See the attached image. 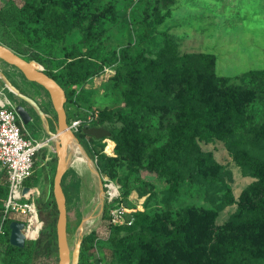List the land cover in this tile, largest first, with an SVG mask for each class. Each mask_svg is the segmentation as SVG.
Instances as JSON below:
<instances>
[{
  "label": "rangeland",
  "instance_id": "1",
  "mask_svg": "<svg viewBox=\"0 0 264 264\" xmlns=\"http://www.w3.org/2000/svg\"><path fill=\"white\" fill-rule=\"evenodd\" d=\"M48 1L37 0L35 6H43ZM148 2L77 0L73 4H65L64 10L72 12L77 22L67 24L62 42L51 43L44 37L36 40L38 34L42 36L40 30L19 23V17L14 16L18 9H22L25 0H0V42H16L28 60H34V54L38 55L42 61L36 62L43 71L56 76L66 73L67 64L71 62L68 54L71 53L88 57L94 67H101L82 88L74 86L68 91L70 102L66 108L69 122L94 116V125H101L107 120L116 131L120 130L123 125L119 117L134 108L131 99L132 71L124 61L130 62L140 52L147 50V67L150 66L151 70L160 67L166 61V38L172 39L182 54L195 55V62L190 65L194 71L182 70L162 81L160 76L155 75L156 81L151 83V87L156 96L144 117L133 118L134 134L148 135L154 139L157 132L162 138L159 145L165 146L181 138V117L187 115L185 109L191 103L185 93L190 87L200 92L198 96L206 106L223 101L228 95H235L246 103L243 130L230 133L226 140L217 137L210 140L206 133L201 132L187 142L178 143L187 167L193 168L199 162L202 169L194 179L184 183L179 194L174 195L170 194V184L165 179L148 170L149 145L136 144L141 157L131 153L119 156L116 144L111 140L115 147L114 154L108 155L105 151L108 145L106 139L93 142L77 136L86 153L94 156L93 162L106 194L94 226L85 234L89 250L82 264H100L104 261L109 264L118 260L111 244L112 233L106 231L103 223L104 217L110 216L108 224L115 227L111 217V210L115 209L120 210L127 223L133 224L135 214L144 212L160 219L170 229L174 228L175 222L183 220L190 210L193 221L185 234L192 254L188 257L177 249L172 252L175 259L182 258L183 264H219L225 246L234 241L245 242L249 250L256 253L258 262L264 264V252L256 250L258 239L264 240V230L243 227L235 221V217L243 219L250 209L264 202V81L260 82L251 75L252 72L264 71V0H150L149 20L157 27L150 41L144 43L141 41V22ZM162 16L165 19L160 22ZM202 54L210 56L211 62H198L196 57ZM0 63V71L3 70L13 85L34 99L41 110L51 116V128L54 130L57 114L48 92L26 80L16 68L1 60ZM0 86H4L1 80ZM6 93L16 103L21 102L10 91ZM21 104L39 120L33 107ZM28 129L34 138H42L39 128L33 129L30 124ZM243 139L250 143L246 148L232 145ZM101 146H104V155L117 158L116 166L99 162L97 151ZM56 169V151L54 147L46 148L39 154L33 174L28 179L33 184V192L28 199L36 202L43 226L38 201L45 194H50L49 206H45L44 212L54 210L53 184L48 182L47 177L50 176L54 183ZM111 187L117 189L121 196L129 190V196L108 204L109 194L113 192ZM64 189L69 241L73 245L85 215L97 206L94 192L86 188L83 178L73 168L67 172ZM4 214L5 202L0 211V238L2 232L6 231ZM13 214L24 216L28 223L26 210L10 213ZM127 223L118 226L130 228L132 225ZM153 230L168 233L164 228L153 227ZM122 236H127L126 232ZM123 244L127 245L128 240L125 239ZM126 248V256H129L130 246ZM171 263L168 260V264ZM36 264H56V261L41 258ZM133 264H139V261Z\"/></svg>",
  "mask_w": 264,
  "mask_h": 264
},
{
  "label": "trees",
  "instance_id": "2",
  "mask_svg": "<svg viewBox=\"0 0 264 264\" xmlns=\"http://www.w3.org/2000/svg\"><path fill=\"white\" fill-rule=\"evenodd\" d=\"M37 0H25V4L22 9H18V12L14 14L15 17H19V23H24L27 27H34L42 33L36 36V40L47 38L51 43H59L65 39V31L68 23H76L77 20L74 14L68 10H64L65 4H73L77 0H49L45 5L36 7L35 2ZM153 2V0H151ZM159 1L160 0H156ZM150 6L149 0L146 6L141 22V41L148 43L152 37V33L155 31L157 24L150 22ZM13 15V14H12ZM165 19V16L160 18V22ZM23 32V30H22ZM3 42V43H2ZM1 43L8 46L18 54L25 56L20 48L17 47L16 42L3 40ZM167 48L165 49L166 60L160 67L153 68L147 67V50L140 52L132 61L126 62L129 70H131L130 79L132 81L133 91L131 99L134 101V108L129 113H123L119 117L122 122V128L118 131L115 130L112 123L107 120L102 122L100 127H105L111 132L110 140H112L117 147L118 155L124 153H131L135 156H140V151L136 148V144L149 145L151 148L149 158L150 163L148 170L151 173L156 174L158 177L165 179L170 184V194H179L184 183L187 180H192L196 177L201 169L202 164L196 163L193 168H188L187 163L182 159V152L180 151V141L187 142L188 139L199 135V133H206V137L213 140V137H217L222 140H226L231 133H237L245 128L246 117V103L239 100L235 95H228L223 101H216L214 104L206 106L200 99L198 93L188 88L185 93L188 98L191 99L190 107L188 104L185 112L187 115L181 117L180 132L182 137L172 141L168 146L159 145L162 141L161 136L155 132V138L152 139L148 135L134 134V122L133 118H142L144 113L153 103V98L156 96L155 91L151 87V83L156 81L155 75L160 76V81L174 77L182 70H189L193 72L191 64L195 62L193 58L195 55L182 54L172 39L166 38ZM169 56V59H168ZM71 62L67 64L68 71L60 76H56L52 73L46 72L51 78L57 81L66 91L67 103L70 102V89L72 87L82 88L84 84L92 77H94L101 67H94L90 63L89 58H83L78 54H68ZM198 62L209 63L212 59L207 55H200L196 57ZM35 61L39 63L41 58L34 54ZM257 80L264 81L263 72H252ZM164 78H161V77ZM73 91L71 92V94ZM67 105V104H66ZM67 110V108H66ZM81 137L87 138L93 142L97 141L92 137L86 136L83 132ZM250 143L243 139L242 141L234 142L232 145L236 148H246ZM104 146H101L97 153L100 163H110L111 166L117 165V158H109L104 155ZM88 156L94 160V156L90 152H87ZM50 183L53 184V182ZM27 186L32 187V182L28 181ZM130 191L126 190L122 193L123 199L129 196ZM8 197V184L4 177H0V211L2 210V203ZM52 197L54 195L52 194ZM50 194H45L43 198L38 201L41 217L44 222L43 229L40 232V237L37 241H30L23 249L16 248L10 244L11 229L10 225L13 222H19L26 224V218L23 216H17V214L10 215L11 212L4 214L3 225L6 231L0 238V264H36L41 258H45L48 261H56L58 259V247H57V220L58 211L54 200V210H50L49 213L44 212L45 206H49L48 200ZM53 209V208H52ZM109 215V214H108ZM104 217V227L106 231L112 233L111 244L115 250V255L118 257L117 261L109 262V264H133L134 262L139 264H168V260H171V264H183L182 258H174L172 252L174 249L179 250L188 257L191 256L192 251L188 248L186 241L187 236L185 231L187 227L192 223L193 218L191 211L189 210L187 216L178 222L174 223V228L170 229V226L163 223L160 219L151 216L148 213L137 212L135 214L136 220L130 228L115 226L111 227L108 224V218ZM243 226L256 227L264 230V202L253 207L249 212L243 216V219L235 217V221ZM153 227L164 228L168 233H159L153 230ZM126 232L127 236H122V233ZM128 240V244H123L124 240ZM127 246H130V255L126 256ZM257 251L264 252V240L258 239L256 242ZM89 250V245L86 239H84L81 250V264L85 259V254ZM128 259V261H126ZM106 263V261H104ZM219 264H260L257 260L256 253L249 250L245 242H230L222 251Z\"/></svg>",
  "mask_w": 264,
  "mask_h": 264
},
{
  "label": "water",
  "instance_id": "3",
  "mask_svg": "<svg viewBox=\"0 0 264 264\" xmlns=\"http://www.w3.org/2000/svg\"><path fill=\"white\" fill-rule=\"evenodd\" d=\"M0 60L19 70L26 80L41 86L53 99L57 114V126L55 130H52L47 114L41 110L38 103L25 93L20 92L7 76L0 71V80L4 83L6 89L16 98L20 99L22 103L28 104L34 108L42 122L49 142L53 144L54 150L56 151L57 169L53 183V195L58 211L56 226L58 259L56 264H80L82 244L86 232L82 224L76 233L74 244L71 245L69 241L67 198L64 189V179L68 170L71 168L69 145L72 139L78 141L76 135L70 130L69 126V119L66 110V104L68 101L66 91L57 81L47 75L35 60L26 59L24 56L18 54L1 42ZM16 110L24 125L28 126L33 121L32 114L24 105L18 104ZM83 134L92 137L97 141L109 139L111 137V132L105 127L84 128ZM97 173L100 176L99 172ZM29 190L30 188L27 187L25 193ZM10 229V244L16 248H25L27 244V238L23 233L25 224L13 222L10 225Z\"/></svg>",
  "mask_w": 264,
  "mask_h": 264
},
{
  "label": "built area",
  "instance_id": "4",
  "mask_svg": "<svg viewBox=\"0 0 264 264\" xmlns=\"http://www.w3.org/2000/svg\"><path fill=\"white\" fill-rule=\"evenodd\" d=\"M6 91L5 86H0V177H4L8 184L5 213L26 210L28 223L25 224L23 233L27 241H37L43 229V224L39 219L36 202L28 199L32 194L31 189L25 193V182L33 174L34 165L39 154L46 148L51 149L53 145L45 140V135L42 131H39L43 134L41 139H36L31 135V131L28 129V126L23 124L16 110L17 103L8 97ZM47 116L51 118L49 114ZM95 121L96 117L94 116L87 119L72 120L69 122L70 130L76 136H79L84 128L99 127L94 125ZM109 140H105L108 144L105 149L106 153ZM111 191L114 193L109 194L108 204H112L115 200L121 198V194L117 189L111 187ZM111 217L112 223L115 226L127 223L123 214L118 209L111 210ZM38 224L40 229L37 230V234L28 238L26 232L37 229ZM127 224L132 225V222ZM100 264L107 263L101 262Z\"/></svg>",
  "mask_w": 264,
  "mask_h": 264
},
{
  "label": "bare ground",
  "instance_id": "5",
  "mask_svg": "<svg viewBox=\"0 0 264 264\" xmlns=\"http://www.w3.org/2000/svg\"><path fill=\"white\" fill-rule=\"evenodd\" d=\"M114 148L115 147L112 144L111 140H109L107 153L113 155ZM69 152L71 156V160H70L71 168H73L83 178V182L86 188L94 192V203L97 207L94 210H90V211L88 210L89 212L85 215V219L83 222V227L85 228V232H88L94 226L99 216L98 210L103 205L106 194H104L100 176L97 173L98 171L95 163L92 162V160L89 158L85 149L79 143V141H77L76 139L71 140L69 145ZM113 191L115 190L113 189ZM39 229L40 226L38 224L37 229L26 232L28 238H31L32 236L36 235L38 232L37 230Z\"/></svg>",
  "mask_w": 264,
  "mask_h": 264
},
{
  "label": "flooded vegetation",
  "instance_id": "6",
  "mask_svg": "<svg viewBox=\"0 0 264 264\" xmlns=\"http://www.w3.org/2000/svg\"><path fill=\"white\" fill-rule=\"evenodd\" d=\"M18 104H21V102H18L17 105H18ZM32 116H33V115H32ZM51 119H52V118H49V121H50L51 126H52ZM30 124H32L33 129H35V127H36V128H39L40 131H42V133L45 135V140H47V141L49 142L48 137H47L46 134H45V130H44V128H43V125H42V122L40 121V119H39V120H36L35 117L33 116V121H32ZM30 124H29V125H30ZM55 129H56V128H55ZM55 129H54V130H55ZM76 137H77V136H76ZM49 143L52 144L51 142H49ZM52 145H53V144H52Z\"/></svg>",
  "mask_w": 264,
  "mask_h": 264
},
{
  "label": "crops",
  "instance_id": "7",
  "mask_svg": "<svg viewBox=\"0 0 264 264\" xmlns=\"http://www.w3.org/2000/svg\"><path fill=\"white\" fill-rule=\"evenodd\" d=\"M39 131H40V129L38 130V132H39ZM39 133H40L41 135H43L41 132H39ZM44 165L47 166V164H43V166H44ZM47 179H48V182H49V181H50V176H48ZM27 182H28V180L25 182V185H26ZM27 187H29V186L26 185V188H27ZM29 188L31 189L32 187H29ZM32 192H33V191H32Z\"/></svg>",
  "mask_w": 264,
  "mask_h": 264
}]
</instances>
